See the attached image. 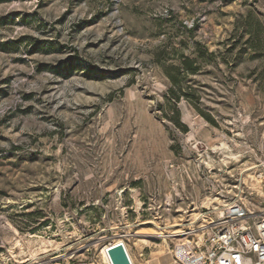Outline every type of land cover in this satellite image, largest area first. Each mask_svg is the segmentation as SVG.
<instances>
[{
	"label": "rangeland",
	"instance_id": "1",
	"mask_svg": "<svg viewBox=\"0 0 264 264\" xmlns=\"http://www.w3.org/2000/svg\"><path fill=\"white\" fill-rule=\"evenodd\" d=\"M232 200L264 211V0H0V264L175 260Z\"/></svg>",
	"mask_w": 264,
	"mask_h": 264
},
{
	"label": "built area",
	"instance_id": "2",
	"mask_svg": "<svg viewBox=\"0 0 264 264\" xmlns=\"http://www.w3.org/2000/svg\"><path fill=\"white\" fill-rule=\"evenodd\" d=\"M173 237H181L174 247L179 264H264V211L254 214L241 200L228 203L216 221H205L197 230Z\"/></svg>",
	"mask_w": 264,
	"mask_h": 264
},
{
	"label": "water",
	"instance_id": "3",
	"mask_svg": "<svg viewBox=\"0 0 264 264\" xmlns=\"http://www.w3.org/2000/svg\"><path fill=\"white\" fill-rule=\"evenodd\" d=\"M111 264H133L125 244L118 243L107 248Z\"/></svg>",
	"mask_w": 264,
	"mask_h": 264
},
{
	"label": "bare ground",
	"instance_id": "4",
	"mask_svg": "<svg viewBox=\"0 0 264 264\" xmlns=\"http://www.w3.org/2000/svg\"><path fill=\"white\" fill-rule=\"evenodd\" d=\"M138 234V236H143L142 238L140 237V239H137L138 241H140V242H145V241H149L150 240V238H151V240L153 239V236H155V235H161L160 233H137ZM174 234H179L178 232H176V233H174ZM137 236V235H136ZM176 236H180V235H176ZM115 243L116 244H118V243H123V244H125V246H126V243L122 240V239H119L118 238V240L117 241H115ZM166 243V242H165ZM168 244V243H167ZM107 248L108 247H104L103 248V250H102V254H103V256H104V262L105 263H107V264H111L110 263V260H109V257H108V255H107ZM126 248H127V246H126ZM168 256H171V253H168L167 254Z\"/></svg>",
	"mask_w": 264,
	"mask_h": 264
},
{
	"label": "crops",
	"instance_id": "5",
	"mask_svg": "<svg viewBox=\"0 0 264 264\" xmlns=\"http://www.w3.org/2000/svg\"><path fill=\"white\" fill-rule=\"evenodd\" d=\"M147 264H179L176 262L171 254V256H168L165 254H160L159 257L153 258L149 261H147Z\"/></svg>",
	"mask_w": 264,
	"mask_h": 264
},
{
	"label": "trees",
	"instance_id": "6",
	"mask_svg": "<svg viewBox=\"0 0 264 264\" xmlns=\"http://www.w3.org/2000/svg\"><path fill=\"white\" fill-rule=\"evenodd\" d=\"M187 66H189L190 64L187 62V63H185Z\"/></svg>",
	"mask_w": 264,
	"mask_h": 264
}]
</instances>
